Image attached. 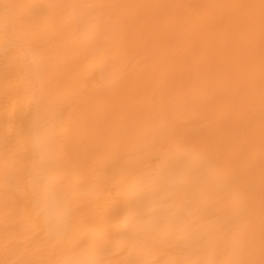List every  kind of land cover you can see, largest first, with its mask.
Here are the masks:
<instances>
[{
  "label": "bare ground",
  "instance_id": "obj_1",
  "mask_svg": "<svg viewBox=\"0 0 264 264\" xmlns=\"http://www.w3.org/2000/svg\"><path fill=\"white\" fill-rule=\"evenodd\" d=\"M0 264H264V0H0Z\"/></svg>",
  "mask_w": 264,
  "mask_h": 264
}]
</instances>
